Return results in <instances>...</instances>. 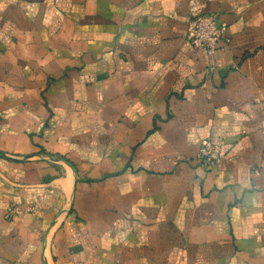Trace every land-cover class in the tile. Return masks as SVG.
<instances>
[{
	"label": "crops",
	"instance_id": "obj_1",
	"mask_svg": "<svg viewBox=\"0 0 264 264\" xmlns=\"http://www.w3.org/2000/svg\"><path fill=\"white\" fill-rule=\"evenodd\" d=\"M0 264H264V0H0Z\"/></svg>",
	"mask_w": 264,
	"mask_h": 264
},
{
	"label": "built area",
	"instance_id": "obj_2",
	"mask_svg": "<svg viewBox=\"0 0 264 264\" xmlns=\"http://www.w3.org/2000/svg\"><path fill=\"white\" fill-rule=\"evenodd\" d=\"M215 13L191 16L187 22V38L194 46L205 49L210 55L217 53L220 43L226 40L228 34L227 23ZM223 156L220 145L210 139L202 141L198 157L206 164H212ZM34 207H23L10 203L7 206L6 217L21 215L31 211Z\"/></svg>",
	"mask_w": 264,
	"mask_h": 264
}]
</instances>
